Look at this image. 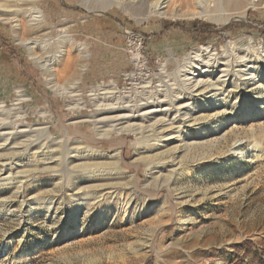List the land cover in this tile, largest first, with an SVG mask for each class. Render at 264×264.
Segmentation results:
<instances>
[{"label": "rangeland", "instance_id": "1", "mask_svg": "<svg viewBox=\"0 0 264 264\" xmlns=\"http://www.w3.org/2000/svg\"><path fill=\"white\" fill-rule=\"evenodd\" d=\"M35 5L42 10L44 20L30 26L27 21L30 4L26 0H0V61L12 57L15 70L9 77L16 78L12 93L0 97V101L10 108L18 94H23L25 99L18 105L24 114L17 121L26 125L40 123L48 128L49 137L40 139L46 144L59 138L63 142L78 138L103 153L113 149L111 143L121 148L123 161L112 172L125 187L121 191L129 192L130 196L127 200L123 194L117 200L82 203L74 194L76 174L65 169L39 168L18 176L16 179L22 181L19 193L25 197L16 195L17 183L1 181L0 264H264V66H257L255 83H241L232 92H224L221 106L225 110L210 120V125L205 122L204 127L210 128L203 135L204 143L183 160L184 171L164 183L149 178L147 162L131 163L137 141L132 133H112L110 141L95 144L88 141L93 137L94 124L79 117L96 112L89 93L91 88L98 91L101 80L86 85L82 79L87 68L79 74L76 88L85 105L72 107L75 96L59 93L51 82L50 71L20 41L37 38L39 46L32 52L49 57L58 53L65 33L72 38L75 48L82 43L90 54L88 42L96 39L121 42L119 33L124 26L141 29L160 20H178L194 42L171 58L161 56L167 69L163 73L154 67L156 76L152 82L153 90L163 82V93L177 95L180 81L168 77H175L193 50L208 45L220 54L225 47L264 46V0L249 1L244 17L225 24L209 18H171L159 14L141 20L137 12L130 13L115 2L100 13L88 11L79 0H37ZM15 17L23 20L19 30L12 25L11 18ZM89 18L92 20L87 23ZM193 19L211 24L209 40L195 42L202 29L196 25L193 31L188 24ZM94 22L103 28L114 25L116 32L109 38L95 35L94 40L81 34L78 24ZM154 28L149 34L157 36ZM67 48L76 67L83 63L89 66V54L81 58L75 48L69 45ZM122 62L127 68L125 56ZM99 64L104 65L101 67L106 74L104 82L110 78L115 82L117 72L108 74L109 61L101 60ZM27 81L36 89L33 94L23 90ZM60 82L64 83L62 79ZM117 83L119 88L114 95L119 101L129 100L132 108H136L138 98L148 97L147 92H138L132 85L122 92L121 79ZM236 139L243 142L233 151L231 146ZM123 142L128 144L116 145ZM27 153L28 149H23L17 157L26 162ZM14 156L9 160L14 161ZM52 197L56 200L50 204L48 200ZM143 203L145 209L140 212Z\"/></svg>", "mask_w": 264, "mask_h": 264}, {"label": "bare ground", "instance_id": "2", "mask_svg": "<svg viewBox=\"0 0 264 264\" xmlns=\"http://www.w3.org/2000/svg\"><path fill=\"white\" fill-rule=\"evenodd\" d=\"M26 1L30 4L27 14L28 25L42 23L43 12L35 5L37 0ZM79 1L84 8L95 13L104 11L107 6L115 2L124 5L130 13L137 12L141 15L139 17L141 20L147 19L152 14H159L171 18H209L225 24L232 19L244 17L248 2L251 0H151L149 3L147 0ZM11 20L16 29L22 28V19L15 17ZM62 37L63 44L60 50L49 57H42L32 52L40 43L37 38L30 37L20 41L27 46L32 57L50 71V79L55 89L61 94L75 96L72 107L80 108L85 103L79 97L80 91L76 89V84L79 81L78 75L86 64L75 66L74 56L69 54L67 48V45L75 48L74 42L65 33ZM75 49L81 58L88 56L82 43H77ZM257 66H264V46L225 47L219 54L214 48L202 45L193 50V55L188 57L186 64L177 71L174 78L168 77V80L180 81L181 86L177 95L163 93V82L159 84L157 90H153L151 80L145 79L138 82L136 87L142 89L140 92H147L148 97H142L144 101H141L142 98L136 99L137 102L134 103L136 108H132L128 104L129 100L119 101L116 98L114 94L117 92V85L111 80L112 82L99 83L98 91L94 88L90 89L91 103L97 110L79 118L94 124V134H91L93 137L88 139L92 144L104 140L110 141L112 133L116 135L132 133L137 141L134 142L136 146L131 163L137 164L141 160L147 162L149 178L167 183L176 174L184 171L181 167L183 160L188 158L198 145L204 143L203 135H206L210 128L204 127L205 122L208 121L207 124L210 125V120L225 110L221 106V99L225 97L224 92H232L238 84L254 81ZM160 70L163 73L166 71L164 61L160 65ZM61 79L64 83L60 82ZM228 84L231 85L226 90ZM100 89L103 91H99ZM23 99H25L24 95L18 94L10 108L0 101V182L13 185L17 183L14 185L15 193L23 197L24 194L19 193L22 181L16 179L18 176H26L24 175L26 172L39 168L60 171L65 169L76 174L73 176V184L77 188L74 194L82 203L97 204L107 198L117 200L123 198V194L124 199H129L130 193L121 191V188L125 187L116 181V178L120 177L112 172V169L123 161L121 148L114 147L115 144L111 143L113 149L103 153L92 145L83 144L78 138L67 142H63L62 138L52 140L48 144L42 142L41 138L49 137L48 128L41 126L40 123L26 125L17 121L24 114L18 105ZM242 142L241 139H236L231 149L233 151L239 149ZM127 144L123 142L116 145L124 147ZM22 146L26 148H21ZM21 149H28L27 160L30 163L17 157ZM13 156L14 161H10ZM28 164L29 168H27ZM55 200L52 197L48 202L52 204ZM144 209L143 203L140 212Z\"/></svg>", "mask_w": 264, "mask_h": 264}, {"label": "crops", "instance_id": "3", "mask_svg": "<svg viewBox=\"0 0 264 264\" xmlns=\"http://www.w3.org/2000/svg\"><path fill=\"white\" fill-rule=\"evenodd\" d=\"M91 18L86 20L87 23H89L92 20ZM78 25L81 28L80 29L81 34H84L85 37L93 38V40L95 39L94 38L95 35L98 37L104 36L109 38L108 35H113V33L116 32L114 30L115 28L114 25L104 28L100 26V24L97 22L85 24V25L82 24H78ZM153 27H155L154 29L155 31H157L155 33L157 34V36L149 34V32L153 30L152 29ZM136 30L146 34L147 40L145 43V51L148 54L150 61L152 62L156 57H161L164 54H166L165 55L166 57L171 58L172 55L177 54L179 52V49L187 46L191 42H194L193 40H190L191 38L188 35L189 32L186 30V26L184 28L183 24L181 23L175 24L169 20H160L155 23L145 24L143 28ZM77 31L78 30L76 29L75 33H77ZM119 35H121V39H122L121 42H117V41L114 42L111 40L101 41L96 39L94 41H90L87 43L86 46L90 50V54L88 53L90 61H89V66L87 63V66H85L84 68V70L87 68L82 79L84 84L90 85L94 81L105 80L106 74L102 73L101 71L104 65L103 67L101 66L102 68L99 67L100 64L102 65V63L98 65V62H100L101 60L109 61L111 66L110 67L111 70L108 71L109 75L114 71L117 72V74H115L114 76L116 82H118V80L121 79V75H120L121 71L125 70L126 68H124L123 66L125 65V63L122 62L120 64L122 58H124L125 56V51L123 49L124 36L122 34V31L119 33ZM12 61H13L12 57L10 56L6 57L4 61H0V97H7L10 95V93H12L11 91L14 85L13 79H16L14 77L13 79L12 77H9L11 72L15 70L12 67L13 65L11 64ZM84 70L80 73V75L84 72ZM23 90L31 94H33V92H36V89H33L31 85L28 83V81L25 84Z\"/></svg>", "mask_w": 264, "mask_h": 264}, {"label": "built area", "instance_id": "4", "mask_svg": "<svg viewBox=\"0 0 264 264\" xmlns=\"http://www.w3.org/2000/svg\"><path fill=\"white\" fill-rule=\"evenodd\" d=\"M121 31L124 36L123 49L125 51V59L127 61L128 67L121 71L120 90L123 92V89L127 87L125 89V91H127L129 86L132 85L137 89L138 92H140L142 89L136 87L137 83L145 79H150L152 86L153 77L156 76L155 71L157 70L161 72L160 65L163 61L160 57H156L153 62L150 61V58L145 51V43L147 40L145 33L126 26L122 27ZM111 80L112 79L110 78L108 82ZM100 83L107 82L101 80ZM125 84L128 86H125ZM116 85L118 92L119 85L117 82ZM99 91L103 90L100 89Z\"/></svg>", "mask_w": 264, "mask_h": 264}, {"label": "trees", "instance_id": "5", "mask_svg": "<svg viewBox=\"0 0 264 264\" xmlns=\"http://www.w3.org/2000/svg\"><path fill=\"white\" fill-rule=\"evenodd\" d=\"M173 23L175 24H180L181 22H178V20L174 21ZM189 25H191L193 31L196 30V25L197 27L198 26H201V31H199V34H198V37L195 39V42H202V41H205V40H209L207 37L208 35V27L211 25L209 22H206V21H203V20H191L188 22ZM230 26H226V29L230 30ZM195 38V37H194ZM194 40V39H193Z\"/></svg>", "mask_w": 264, "mask_h": 264}]
</instances>
